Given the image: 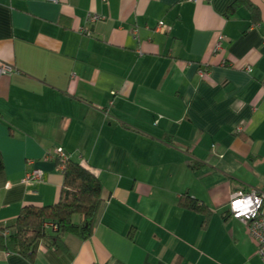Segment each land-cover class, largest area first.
Wrapping results in <instances>:
<instances>
[{"label": "crops", "instance_id": "crops-1", "mask_svg": "<svg viewBox=\"0 0 264 264\" xmlns=\"http://www.w3.org/2000/svg\"><path fill=\"white\" fill-rule=\"evenodd\" d=\"M235 2L0 0V61L15 69L0 78V228L59 203V149L103 188L89 240L0 264H264L229 211L236 192L264 194V0H249L257 21ZM33 170L43 182L25 183Z\"/></svg>", "mask_w": 264, "mask_h": 264}, {"label": "trees", "instance_id": "trees-1", "mask_svg": "<svg viewBox=\"0 0 264 264\" xmlns=\"http://www.w3.org/2000/svg\"><path fill=\"white\" fill-rule=\"evenodd\" d=\"M241 5L252 12L253 20L260 18L259 9L249 0H236L230 7L235 12ZM58 165L60 161L57 160ZM64 188L58 204L42 208H24L16 222L8 227L0 228V252L18 254L33 261L37 250L45 239L52 240L57 249L62 250V237L73 235L80 240H89L94 231V225L102 207V185L96 175L87 167L69 159L64 163ZM198 164L191 165L197 169ZM4 168L0 153V172ZM181 207L197 212L204 217V225L209 223V209L189 196L180 201ZM75 217H81L82 222L76 223ZM54 225L57 230L46 225Z\"/></svg>", "mask_w": 264, "mask_h": 264}, {"label": "built area", "instance_id": "built-area-1", "mask_svg": "<svg viewBox=\"0 0 264 264\" xmlns=\"http://www.w3.org/2000/svg\"><path fill=\"white\" fill-rule=\"evenodd\" d=\"M60 0H46L48 3L57 4ZM192 2H198L199 0H190ZM205 2H210L211 0H203ZM104 18L99 15H89V22L92 24L103 21ZM169 28L163 23L160 22L158 24L157 31L165 34L167 33ZM89 35V32H87ZM223 37L219 38V42L215 48V53L221 50V41ZM247 72H251V68L248 67L246 69ZM15 73V69L3 62L0 61V78L3 76H10ZM204 74V71H201V75ZM112 105V104H111ZM55 159L60 161L59 169L64 174V163L70 159V156L64 152V150L59 149L55 154ZM31 164V163H30ZM44 174L40 170H33L26 175L25 183H34V182H43ZM237 200L241 201H251V203L245 209L241 207L239 209L235 208V202ZM229 211L235 220L242 222L247 226L250 235L255 240L258 246V255L264 263V194L257 191L252 190L250 192H236L231 195L229 202ZM49 228H52L54 231L57 230V227L54 225H46Z\"/></svg>", "mask_w": 264, "mask_h": 264}, {"label": "clouds", "instance_id": "clouds-1", "mask_svg": "<svg viewBox=\"0 0 264 264\" xmlns=\"http://www.w3.org/2000/svg\"><path fill=\"white\" fill-rule=\"evenodd\" d=\"M250 203H251L250 200L247 201V202H245V201H241V200H237V201L235 202V208L239 209V208H241V207H244V208L246 209L247 206H248Z\"/></svg>", "mask_w": 264, "mask_h": 264}]
</instances>
